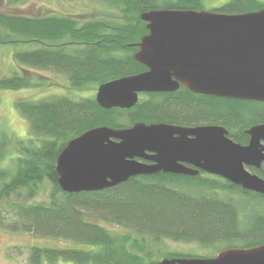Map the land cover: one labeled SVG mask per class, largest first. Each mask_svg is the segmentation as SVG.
I'll list each match as a JSON object with an SVG mask.
<instances>
[{
    "label": "trees",
    "instance_id": "obj_1",
    "mask_svg": "<svg viewBox=\"0 0 264 264\" xmlns=\"http://www.w3.org/2000/svg\"><path fill=\"white\" fill-rule=\"evenodd\" d=\"M18 5L29 0H1ZM113 8L105 18L50 14L23 16L0 13V42L13 43L20 71L0 79L1 90L20 91L55 86L46 72L66 77L70 91H97L100 85L145 72L135 60L149 33L141 20L151 10H206L207 0H93ZM259 0H229L209 11L242 14L259 11ZM26 46L27 49H20ZM96 89V90H95ZM132 109H104L96 96L74 99L52 95L18 99L15 107L27 119L26 139L0 132V227L66 239L79 248H30L28 264H157L163 259L196 258L155 247V241L197 242L215 253L239 242L240 248L264 244V213L242 217L240 200L264 202V195L227 187L206 175L158 173L131 178L97 192L68 194L58 184L57 159L67 143L96 127L116 130L135 123H199L255 121V103L193 93L186 87L168 93L140 94ZM144 97V98H143ZM49 182L48 201L33 202ZM242 202V201H241ZM98 213L129 229L118 233L88 217ZM214 253V254H215ZM214 257V256H213ZM209 258V257H205Z\"/></svg>",
    "mask_w": 264,
    "mask_h": 264
},
{
    "label": "water",
    "instance_id": "obj_2",
    "mask_svg": "<svg viewBox=\"0 0 264 264\" xmlns=\"http://www.w3.org/2000/svg\"><path fill=\"white\" fill-rule=\"evenodd\" d=\"M141 20L149 33L134 57L148 70L100 85L96 101L102 108L132 109L140 94L174 92L181 85L198 94L264 102V8L234 15L151 10L143 12ZM225 134L221 127L167 123L138 122L121 130L96 127L62 150L58 184L68 194L97 192L137 176L160 172L197 176L202 170L264 195V180L244 168L260 167L264 161V125L249 131L248 146ZM157 264H264V244Z\"/></svg>",
    "mask_w": 264,
    "mask_h": 264
},
{
    "label": "rangeland",
    "instance_id": "obj_3",
    "mask_svg": "<svg viewBox=\"0 0 264 264\" xmlns=\"http://www.w3.org/2000/svg\"><path fill=\"white\" fill-rule=\"evenodd\" d=\"M229 0H207L206 10ZM264 3V0H259ZM114 13L113 8L108 5L93 0H29L18 5H9L5 1L0 0V13L23 15V16H46L50 14H62L79 16L82 19L90 20L96 18H105ZM17 45L13 43L3 44L0 42V79L11 76L15 72L20 71V65L16 63L14 58V49ZM20 49H27L26 46H19ZM56 81L55 86L43 89H25L20 91L1 90L0 89V132L12 136H18L26 139L30 134V127L27 119L15 107V101L18 99L38 100L48 98L52 95H66L74 99H80L81 96H96L97 91H70L63 85L67 86L68 81L62 74H54L46 72ZM96 90V89H95ZM142 96L139 97L141 100ZM144 98V97H143ZM11 160L0 162V168L11 167ZM52 190L51 184L47 181L43 184L40 195L33 202L48 201ZM240 200V210L242 217L247 218L253 213H264V202L256 200L250 202L243 197L237 196ZM242 201V202H241ZM98 213H91L88 219L97 222L118 233L128 232L129 229L119 226L110 221H105L98 217ZM246 218V217H245ZM246 218V219H247ZM231 245L239 247V242ZM34 246L50 247V248H79L80 244L66 239H52L41 237L32 233H13L0 227V264H28L30 248ZM171 251L190 254L198 257H213L217 253L212 248H206L197 242L174 241L172 239H163L155 241V247ZM215 253V254H214ZM44 264H50L45 261ZM55 264H75L70 261L60 260Z\"/></svg>",
    "mask_w": 264,
    "mask_h": 264
},
{
    "label": "flooded vegetation",
    "instance_id": "obj_4",
    "mask_svg": "<svg viewBox=\"0 0 264 264\" xmlns=\"http://www.w3.org/2000/svg\"><path fill=\"white\" fill-rule=\"evenodd\" d=\"M180 87H185V86L181 85ZM180 87H179V89H180ZM162 93H168V92H162ZM196 94H198V93H196ZM200 95H204V94H200ZM207 96H212V95H207ZM212 97L215 98L217 96H212ZM217 98L226 99V100L227 99L242 100V99H234V98H226V97H217ZM242 101H250V102L255 103V116H256L255 121H251V122L230 121L226 125H223L220 122L219 123H199V124L194 125V126L178 124V123H174V124L173 123H167V124L181 126V127H188V128L213 127V126L214 127H221V128H224L226 130L225 135L227 138L231 139L233 142H235L236 144H239L241 146H248L250 144V141H251V136L249 135V131L253 127H256L259 125H264V102L263 101H256V100L255 101L242 100ZM261 143L264 146V141H262ZM140 161H142L146 164H152V162L149 160L140 159ZM184 165L194 169V165H192V164L184 163ZM244 168L247 172L251 173L252 175H256V176H258L264 180V161L261 163L260 167L245 164ZM162 173H164V172H162ZM166 174H170V173H166ZM198 175H206L209 177H214L215 179H218V180L222 181L223 183H225L227 185V187H229V188L247 191V190H244L241 186H239V185H237V184L231 182L230 180H227L226 178H223L221 176L212 175V174H209V173L204 172L202 170L199 171ZM192 177H195V176H192ZM248 192H250V191H248ZM237 248L243 249L240 247H237ZM228 249H231V248H228Z\"/></svg>",
    "mask_w": 264,
    "mask_h": 264
}]
</instances>
